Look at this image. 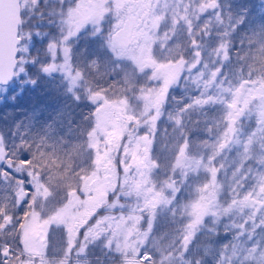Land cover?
Here are the masks:
<instances>
[{"label": "snow or ice", "instance_id": "6c2138e0", "mask_svg": "<svg viewBox=\"0 0 264 264\" xmlns=\"http://www.w3.org/2000/svg\"><path fill=\"white\" fill-rule=\"evenodd\" d=\"M29 87L0 264H264V0H0V100Z\"/></svg>", "mask_w": 264, "mask_h": 264}, {"label": "trees", "instance_id": "16d2710c", "mask_svg": "<svg viewBox=\"0 0 264 264\" xmlns=\"http://www.w3.org/2000/svg\"><path fill=\"white\" fill-rule=\"evenodd\" d=\"M253 6L259 5L260 1L248 0ZM17 91H19L17 89ZM11 95V92L6 93L5 96ZM55 106V101L40 88H27L22 95H19L17 101L12 102L8 99L0 100V117H3L7 113H12L16 116H21L23 113L31 111L34 107H42L47 111H51Z\"/></svg>", "mask_w": 264, "mask_h": 264}, {"label": "rangeland", "instance_id": "374dc122", "mask_svg": "<svg viewBox=\"0 0 264 264\" xmlns=\"http://www.w3.org/2000/svg\"><path fill=\"white\" fill-rule=\"evenodd\" d=\"M253 1H254V0H253ZM255 1L257 2V1H260V0H255Z\"/></svg>", "mask_w": 264, "mask_h": 264}]
</instances>
